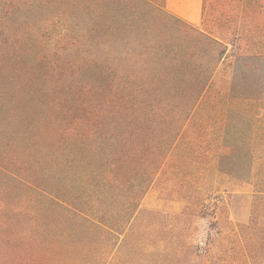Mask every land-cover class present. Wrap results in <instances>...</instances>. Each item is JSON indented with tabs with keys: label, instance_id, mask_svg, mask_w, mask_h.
<instances>
[{
	"label": "trees",
	"instance_id": "1",
	"mask_svg": "<svg viewBox=\"0 0 264 264\" xmlns=\"http://www.w3.org/2000/svg\"><path fill=\"white\" fill-rule=\"evenodd\" d=\"M0 264H264V0H0Z\"/></svg>",
	"mask_w": 264,
	"mask_h": 264
},
{
	"label": "rangeland",
	"instance_id": "2",
	"mask_svg": "<svg viewBox=\"0 0 264 264\" xmlns=\"http://www.w3.org/2000/svg\"><path fill=\"white\" fill-rule=\"evenodd\" d=\"M198 2L200 1L198 0ZM196 4L197 0H166V7L179 16L181 14L190 15L192 9ZM200 14L201 9L198 14L199 17L196 19V21H191L188 19L187 20L195 26H200ZM163 186L164 184L161 180L153 185L144 197L141 203V207L145 209H160L168 212L178 211L181 207V203L178 201V199H180L179 195L171 189L165 191ZM238 217L239 219H243L244 213L240 212V215L238 214Z\"/></svg>",
	"mask_w": 264,
	"mask_h": 264
},
{
	"label": "crops",
	"instance_id": "3",
	"mask_svg": "<svg viewBox=\"0 0 264 264\" xmlns=\"http://www.w3.org/2000/svg\"><path fill=\"white\" fill-rule=\"evenodd\" d=\"M200 2H198L197 0V4L194 6V8L192 9L190 15H182L181 14L180 16H183V18H186L188 20H191V21H196V19L199 17V11L201 9V4H202V0H199Z\"/></svg>",
	"mask_w": 264,
	"mask_h": 264
}]
</instances>
